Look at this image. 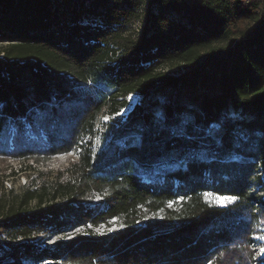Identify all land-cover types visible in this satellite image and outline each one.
<instances>
[{"label": "trees", "instance_id": "16d2710c", "mask_svg": "<svg viewBox=\"0 0 264 264\" xmlns=\"http://www.w3.org/2000/svg\"><path fill=\"white\" fill-rule=\"evenodd\" d=\"M0 46V153L74 155L0 211L6 264H264V0H0Z\"/></svg>", "mask_w": 264, "mask_h": 264}, {"label": "rangeland", "instance_id": "374dc122", "mask_svg": "<svg viewBox=\"0 0 264 264\" xmlns=\"http://www.w3.org/2000/svg\"><path fill=\"white\" fill-rule=\"evenodd\" d=\"M142 23L140 21L135 23L134 28L140 29ZM1 48V46H0ZM140 97L138 94H132L128 96V107L123 109L118 115L115 116H104L100 117V122L110 123L112 119L115 118H124L131 111V109L139 102ZM98 124L95 135V149H100L103 145H105L109 139L104 140V135H102V125ZM12 137V136H10ZM9 137V149H13L12 141ZM74 155H63L54 158L48 163H40L36 164L32 161L17 162L12 159L7 158L5 155L0 153V211L3 207L11 205L14 201L15 196L20 195L23 190L29 186L33 179L38 177V174L42 171H52L56 173L60 169H64L68 163L73 160ZM32 167L30 168V166ZM208 200L213 204L224 205L231 201L229 198L225 197H216L214 195H209ZM34 203L32 204V207ZM115 228V227H114ZM56 238H49L39 236L37 240H39L43 245H51ZM253 241L256 246L254 250L256 251L257 259L264 260V221L260 222L257 232L253 236ZM7 242L5 240V236H0V264H6L10 262L9 255L6 253L7 250ZM12 262V261H11ZM23 264H34L31 261H23ZM43 264H51L50 261H46Z\"/></svg>", "mask_w": 264, "mask_h": 264}, {"label": "snow or ice", "instance_id": "6c2138e0", "mask_svg": "<svg viewBox=\"0 0 264 264\" xmlns=\"http://www.w3.org/2000/svg\"><path fill=\"white\" fill-rule=\"evenodd\" d=\"M229 199H231V198H229Z\"/></svg>", "mask_w": 264, "mask_h": 264}]
</instances>
